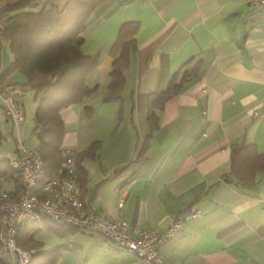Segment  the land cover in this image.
I'll list each match as a JSON object with an SVG mask.
<instances>
[{
	"label": "crops",
	"instance_id": "1",
	"mask_svg": "<svg viewBox=\"0 0 264 264\" xmlns=\"http://www.w3.org/2000/svg\"><path fill=\"white\" fill-rule=\"evenodd\" d=\"M130 21L138 28L126 84L120 99H105L110 47L120 25ZM82 37L83 52L97 56L87 78L96 90L59 116L62 147L78 154L99 142L93 156L80 160L84 202L125 220L131 236L162 230L197 208L158 247L164 264H264V171L252 186L237 184L231 174L234 144L264 152V14L250 12L247 0H105L89 15ZM11 59L0 41V74ZM171 79L179 83L176 92L149 122L148 94ZM1 83L24 110L22 97L33 101L18 70ZM12 132L0 104V159L15 148ZM0 176L10 184L3 191L15 189L13 179ZM49 229L60 243L45 248L38 233L36 240L45 251L58 247L53 264H148L103 235Z\"/></svg>",
	"mask_w": 264,
	"mask_h": 264
},
{
	"label": "trees",
	"instance_id": "2",
	"mask_svg": "<svg viewBox=\"0 0 264 264\" xmlns=\"http://www.w3.org/2000/svg\"><path fill=\"white\" fill-rule=\"evenodd\" d=\"M42 1L0 0V41L7 43L12 55L9 67L0 74V89L6 90L1 83L4 77L18 70L24 76L25 84L33 92L35 109L31 118V133L37 140L33 150L42 162L44 178H50L57 174L62 159V137L65 128L59 110L81 102L96 90V87L88 86L87 78L97 65V56L83 52L82 32L89 15L105 0H65L59 7L43 6ZM250 12L256 15L264 14L251 9ZM137 28V23L130 21L122 23L118 29L110 47L112 60L107 85L108 94L105 99L121 98V92L126 84L125 71L129 65V56L136 47ZM178 85L179 83L171 79L164 90L148 94L149 122L155 120V110L176 92ZM0 104L3 107L1 102ZM21 107L23 109L22 105ZM86 109L90 111L89 108ZM23 112L25 115L24 109ZM8 119L13 128L9 136L15 138L14 124L10 118ZM22 125L19 127V138ZM98 145L99 142H93L75 158V167L79 173L77 183L83 201L88 194L84 187L86 171L80 160L85 156H93ZM262 171L264 152H258L255 145L238 143L232 146L231 174L237 184L255 185L256 175ZM0 175L13 179L15 189L12 191L18 197L23 190V180L19 172L11 168L7 157L0 159ZM38 222L46 224L56 233H62V229L70 231L79 228L47 217L38 221L22 220L17 224L15 236L17 245L34 250V255L27 264H53L58 247L49 251L42 249L41 243L36 240ZM261 230L264 232V226ZM36 257L39 259H35ZM0 264H9L1 252Z\"/></svg>",
	"mask_w": 264,
	"mask_h": 264
},
{
	"label": "built area",
	"instance_id": "3",
	"mask_svg": "<svg viewBox=\"0 0 264 264\" xmlns=\"http://www.w3.org/2000/svg\"><path fill=\"white\" fill-rule=\"evenodd\" d=\"M247 3L251 10L264 13V0H247ZM0 102L5 115L12 120L16 134L15 148L7 155V159L23 180V190L18 197L12 191L0 192V252L2 256H9V264H27L34 255V250L17 245V224L22 220L38 221L44 217L103 235L148 264H164L158 254V247L179 231L183 220L195 217L197 208L192 206L183 216L173 217L162 230H135L134 236H131L125 220L110 219L82 200L77 183L75 149L62 147L57 174L44 178L43 165L35 150L25 146L19 138V127L25 120L21 103L3 89H0ZM118 206H121V202Z\"/></svg>",
	"mask_w": 264,
	"mask_h": 264
},
{
	"label": "rangeland",
	"instance_id": "4",
	"mask_svg": "<svg viewBox=\"0 0 264 264\" xmlns=\"http://www.w3.org/2000/svg\"><path fill=\"white\" fill-rule=\"evenodd\" d=\"M22 101L24 103V108L26 112V120L22 127L20 128V137L24 139V143L27 147L31 149H35L37 140L36 137L31 133L32 127V115L35 109V105L32 101V97L28 95H24L22 97ZM16 134L14 133V136ZM10 187V184L3 180L0 176V191L7 190ZM36 227L39 228L37 238L44 242L45 248H51L53 245L60 243L59 237H57L52 230L45 224H41V222L36 223ZM60 241V242H59ZM4 260L9 261V256L3 255ZM35 259H39L36 257Z\"/></svg>",
	"mask_w": 264,
	"mask_h": 264
}]
</instances>
